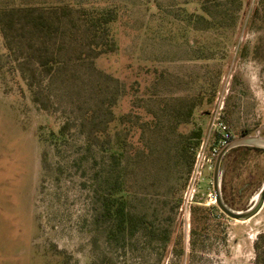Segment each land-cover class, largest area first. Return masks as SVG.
<instances>
[{
    "label": "rangeland",
    "instance_id": "374dc122",
    "mask_svg": "<svg viewBox=\"0 0 264 264\" xmlns=\"http://www.w3.org/2000/svg\"><path fill=\"white\" fill-rule=\"evenodd\" d=\"M93 1L118 9L114 47L78 61L69 45L50 76L33 78L0 31V264H264V207L238 222L196 206L191 227L178 213L194 162L188 136L205 129L227 84L233 139H260L223 158L222 195L237 212L259 199L264 0ZM116 196L124 212L110 216Z\"/></svg>",
    "mask_w": 264,
    "mask_h": 264
},
{
    "label": "trees",
    "instance_id": "16d2710c",
    "mask_svg": "<svg viewBox=\"0 0 264 264\" xmlns=\"http://www.w3.org/2000/svg\"><path fill=\"white\" fill-rule=\"evenodd\" d=\"M117 18L118 9L105 1L88 0L76 6L14 5L0 8V31L6 39L7 48L13 49L14 52L18 49V52L22 53L25 57L23 65L33 68V78L36 79L44 74L46 77L55 73L57 66L61 64L59 57L67 51L69 45L76 44L75 48L81 54L76 57L78 61L98 58L111 51L115 43L110 34V26ZM22 70L25 72L24 69ZM33 83L32 80L30 84L33 86ZM195 107L196 105H193L187 112L184 122L190 123ZM52 134L62 137L65 135V127H62L58 133ZM203 136L204 127L199 129L194 127L188 136L195 141L192 147L193 157L195 148ZM111 148L109 143H105V150ZM240 148L230 150L224 159L231 157V152H235L234 150L238 151V155H246L247 152H244L246 149ZM192 165L193 163L191 167ZM224 201L229 205L225 196ZM106 207L110 216L112 214L121 216L124 212V203L118 196L108 202ZM122 225L125 226V222Z\"/></svg>",
    "mask_w": 264,
    "mask_h": 264
},
{
    "label": "built area",
    "instance_id": "2783aa9c",
    "mask_svg": "<svg viewBox=\"0 0 264 264\" xmlns=\"http://www.w3.org/2000/svg\"><path fill=\"white\" fill-rule=\"evenodd\" d=\"M228 94L227 84L225 89L218 93L215 105L209 113L204 136L194 151V162L178 205V213L185 226L191 227L196 206L209 209L217 207L212 174L221 149L234 138L233 131L225 119ZM207 178L211 180L207 189L204 190L203 183Z\"/></svg>",
    "mask_w": 264,
    "mask_h": 264
},
{
    "label": "water",
    "instance_id": "95a60500",
    "mask_svg": "<svg viewBox=\"0 0 264 264\" xmlns=\"http://www.w3.org/2000/svg\"><path fill=\"white\" fill-rule=\"evenodd\" d=\"M260 139L259 135L257 137H241L237 139L231 140L226 146H224L215 163V169L213 172V188L216 193V206L218 209L226 215L228 218L238 221V222H247L255 218L263 209L264 207V186L259 191V199L255 206H253L251 209H248L246 211H234L230 209L223 198L222 195V188H221V182H220V173H221V164L224 156L232 149L245 146L250 141H256Z\"/></svg>",
    "mask_w": 264,
    "mask_h": 264
}]
</instances>
